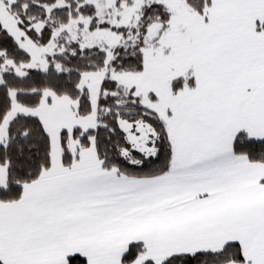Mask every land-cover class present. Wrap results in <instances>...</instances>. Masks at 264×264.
<instances>
[{"label":"snow or ice","instance_id":"6c2138e0","mask_svg":"<svg viewBox=\"0 0 264 264\" xmlns=\"http://www.w3.org/2000/svg\"><path fill=\"white\" fill-rule=\"evenodd\" d=\"M0 264H264V0H0Z\"/></svg>","mask_w":264,"mask_h":264}]
</instances>
